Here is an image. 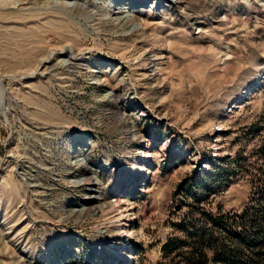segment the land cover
<instances>
[{
    "label": "rangeland",
    "instance_id": "obj_1",
    "mask_svg": "<svg viewBox=\"0 0 264 264\" xmlns=\"http://www.w3.org/2000/svg\"><path fill=\"white\" fill-rule=\"evenodd\" d=\"M253 234L264 0H0V264H251Z\"/></svg>",
    "mask_w": 264,
    "mask_h": 264
},
{
    "label": "trees",
    "instance_id": "obj_2",
    "mask_svg": "<svg viewBox=\"0 0 264 264\" xmlns=\"http://www.w3.org/2000/svg\"><path fill=\"white\" fill-rule=\"evenodd\" d=\"M238 241L239 245H243L244 248L251 252V264H264V242L259 241L258 234L239 238ZM198 243V238H196L192 243L193 257L187 260L188 262L195 263L196 261L202 262L204 260L205 255H203ZM225 257H227L225 259H228L229 262L233 263V260L230 258L231 256H228L227 254Z\"/></svg>",
    "mask_w": 264,
    "mask_h": 264
},
{
    "label": "bare ground",
    "instance_id": "obj_3",
    "mask_svg": "<svg viewBox=\"0 0 264 264\" xmlns=\"http://www.w3.org/2000/svg\"><path fill=\"white\" fill-rule=\"evenodd\" d=\"M173 1V0H172ZM5 3V2H4ZM45 63H49V60L47 59V60H44V61H42V63L41 64H45ZM50 67V66H49ZM52 67V66H51ZM51 69V68H50Z\"/></svg>",
    "mask_w": 264,
    "mask_h": 264
}]
</instances>
